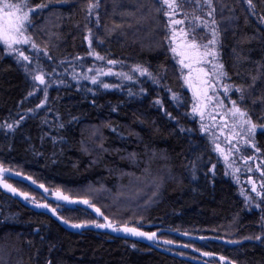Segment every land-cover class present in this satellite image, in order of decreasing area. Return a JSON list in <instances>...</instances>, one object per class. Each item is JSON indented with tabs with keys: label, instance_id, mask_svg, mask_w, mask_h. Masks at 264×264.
Segmentation results:
<instances>
[{
	"label": "trees",
	"instance_id": "trees-1",
	"mask_svg": "<svg viewBox=\"0 0 264 264\" xmlns=\"http://www.w3.org/2000/svg\"><path fill=\"white\" fill-rule=\"evenodd\" d=\"M157 1L100 0L97 28L96 16H88L89 0H28L33 8L37 4L48 5L37 10L33 17L35 31L30 30L35 42L41 48L47 47L53 57L51 61L43 60L47 71L53 66L57 71L73 66L77 71L88 66L89 60L84 58L87 25L103 39L99 48L105 49L107 56L147 67L154 75L159 74L160 86L147 77H138L103 91L87 83L66 84L62 79L64 84L48 90L46 106L36 109L41 97L27 98L28 102L25 99L31 88L29 78L12 59L0 53V124L24 117L15 132L6 134L5 129H0V165L31 177L47 193L59 191L70 200L87 199L103 213L98 216L84 204L58 207V215L70 223L104 221L107 216L115 225L127 223L154 232L158 241H176V247L170 243L173 248L192 257L206 258L208 263L264 264V242L245 239L264 232V213L247 208L236 187L219 170L214 177L209 175L208 169L215 160L207 143L199 136L195 122L165 95L167 89L180 92L181 83L162 43L159 6L154 5ZM148 2L151 5L144 9ZM221 3L225 7L221 12V4L217 3L216 19L225 30L222 61L233 82L249 83L248 74H255V62L264 60V26L257 23V18L264 15V0H253L255 15L248 11L245 0ZM227 17H232L231 22ZM109 29H114L110 35ZM251 36L257 38L244 43ZM233 47L249 61L237 66ZM76 56L82 60H75ZM61 61L66 63L61 65ZM237 71L240 76L235 75ZM88 88L96 95L87 92ZM141 88L145 89L143 94ZM130 90L135 95H129ZM262 92L264 81L257 83L253 95L241 105L259 124H264V119H260L264 105H253L252 99ZM157 98L177 117L180 126L192 131L181 133L176 121L169 120L154 104ZM72 116L79 120L69 124ZM59 123H64L65 128L57 129ZM52 137H57L55 144ZM256 140L264 160V133L258 131ZM81 141L87 152L82 151ZM101 143L106 151L98 147ZM131 153L136 154L135 160L130 158ZM192 161L196 162L195 168ZM11 182L22 192L40 193L25 184ZM180 234L217 241L194 242L179 237ZM52 245L55 247L50 253ZM204 252L213 255L202 257ZM47 259H52L53 264H201L105 233L67 232L50 217L0 192V264H45Z\"/></svg>",
	"mask_w": 264,
	"mask_h": 264
},
{
	"label": "snow or ice",
	"instance_id": "snow-or-ice-1",
	"mask_svg": "<svg viewBox=\"0 0 264 264\" xmlns=\"http://www.w3.org/2000/svg\"><path fill=\"white\" fill-rule=\"evenodd\" d=\"M161 4L166 8L163 14L167 17L166 28L168 30V35L164 37L165 42L168 44V50L172 53V58L176 61V64L179 65L178 71L180 73V78L183 80L184 85L192 92L193 98L196 101L192 106V113L200 117V132L208 135L210 143L214 145V151L218 152L225 162V166L228 169L232 170L233 179L239 183V178L236 175L240 171L239 167L236 165V157L247 166L249 161L254 159V156L244 155V151L247 148H251L254 153H261V148L259 147L256 137L258 131L264 133V124H259L252 119V115L248 108L241 107L245 102L247 97L253 95V90L256 89L257 83L264 81V60L255 62L256 71L255 74L249 73V83H240L236 84L232 81V77L229 75L226 66L221 58V48L223 47V31L220 28V22L216 19L217 14V3L221 4L220 11L223 12L225 7L221 3V0H160ZM245 3L248 5V11L255 15V4L253 0H245ZM185 5L192 6V11H185ZM48 7L46 4H37L34 8L29 6L28 0H20L19 3L8 2V0H3L0 2V45L3 46V50L9 54L14 55L16 63L20 66L25 75L33 81L32 90L28 92V97L33 96L37 91H43L44 98L40 100V103L36 105V109H43L46 106L48 99V88L55 81L51 80V77L55 75H61L57 73L56 66L51 68V71H47L43 60L48 61L53 60L50 52L47 47L41 48L33 39V36L30 34V30L35 31L36 25L33 17L36 15L37 10H42ZM100 0H89L87 4L88 16L91 17L95 10L99 9ZM161 11V9H157ZM203 11L204 15L198 14ZM181 17V18H177ZM221 19L225 17L221 16ZM231 22L232 17L226 18ZM258 25L264 26V15H260L257 18ZM248 20H245V26H247ZM96 26L99 25V14L96 13ZM87 34L84 36V39L88 42V52L87 55L93 57L98 61H107L109 66H114L119 61L114 59H107L105 56L100 55L95 48L93 47V41L96 40L100 44L103 43V39L95 36L92 28L85 25ZM43 31V28L40 29ZM114 29H109L108 34L110 35ZM203 31L204 35L197 37L196 33L198 31ZM264 32V28L261 29ZM235 34V33H234ZM256 36L246 37L244 43H250L252 40L256 39ZM23 45L30 46V51L35 53L34 56L25 54V50L20 47ZM233 58L234 63L237 66L248 62L249 57L242 56L235 47H233ZM41 53L43 54L41 56ZM75 60L80 61L82 57L76 56ZM66 61H61L60 64H65ZM83 67V64H81ZM186 70V71H185ZM67 71V69H65ZM95 72L94 75H89L88 73ZM133 73H138L140 77H147L154 84L160 86L159 74H153L147 67L140 64H136L132 67L131 70ZM115 75L121 77L124 80L133 81V75L124 72L114 73L111 67H108L107 70L103 68H88L87 72L76 73L75 67L71 73V79L76 81L79 85L81 80L90 81L92 85H99L103 89H110L117 87V85H112L109 83H104L100 77L102 76H111ZM236 76H240L241 72L237 71ZM60 84H64V80H59ZM42 86V87H41ZM83 90V89H78ZM171 93V100L176 104L177 107L183 105V98L180 94L173 92L171 89H167ZM87 92H91L93 96L96 95V92L92 88L86 89ZM141 94L145 92V89H140ZM238 94L237 99H232V93ZM222 93V95H221ZM129 95H135L129 91ZM28 97H25L27 99ZM227 100V104L225 103ZM95 103V101H93ZM261 104L264 105V92L252 99V104ZM155 105L160 106L161 110L164 111L165 116L169 120H175L179 131L191 132L192 129H186L179 125V120L177 117L173 116L171 112L167 111L164 108L162 101L157 98L154 101ZM231 106L228 107L227 105ZM212 108L211 112L207 110ZM28 112H33V109H28ZM112 111H116L115 108ZM215 113V114H213ZM206 114L210 120L213 121L212 125H206L203 123L205 120ZM187 115V113H185ZM217 115L219 116L220 121H223L222 125H217ZM59 119V117H57ZM260 119H264V116H261ZM24 120V117L21 116L19 120H14L13 122H4L0 124V129H5L7 132H15L17 128L20 127L21 121ZM78 116H72L68 121L71 124L74 121H78ZM57 129H64L65 124H57ZM220 127V134L224 135V129L229 130V134L226 136L228 141L227 151L221 147L219 142V137L215 136L209 129ZM116 131L115 128L112 129ZM93 136L95 133L93 132ZM43 139V137H41ZM62 140L63 137H60ZM52 141L55 144L57 142V137H52ZM235 141V142H233ZM82 151L87 152L88 149L84 147V142L81 141ZM99 148H103V143L98 145ZM132 160L136 159V154H129ZM199 158V157H198ZM95 163V161H93ZM211 162V161H209ZM193 168L196 167V162L192 161ZM216 164H212V167L208 169L212 173L213 177L215 176ZM260 173L262 178L259 186L257 182L253 180L252 176L248 177L247 183L251 185V192L255 193V199L245 193V190L241 189V195L244 197L246 206L255 207L264 213V160H260L257 164L256 169ZM7 170L0 165V187H3L8 192L13 195H19L25 200H31V202L37 208L48 209L52 214L56 215V209L50 208L47 203H37L34 198L29 196L27 192H21L15 188L12 184L7 183L3 173ZM248 172H252L253 169L249 166L247 167ZM229 173L226 171L225 175ZM17 176L20 173H16ZM195 178V175L193 176ZM31 179V177H27ZM32 183L35 184L36 181L32 180ZM43 188V185H40ZM158 187V185H157ZM47 191V189H45ZM58 200L68 201L69 197L62 195L59 191L54 193ZM156 195V192H153V196ZM80 203L92 207L96 214L103 215L100 208L95 207L89 202V200L84 199ZM61 219L64 224H69L67 219L62 217H57ZM261 220L264 221V215H262ZM104 223H98L96 221H88L82 223H72L70 227L80 229L88 227L89 224L96 228L101 229H110L113 232H123L130 234L135 237H144L148 240H153L156 237V233L152 232H143L140 231L137 227H130L127 223L116 226L107 216H104ZM261 227L264 228V223L261 224ZM38 231V230H37ZM43 240V237H41ZM245 239H255L257 241L264 242V232L260 235L254 237L249 236ZM30 243V242H29ZM165 243H172L171 241H165ZM233 243H238L233 241ZM55 245H52L49 248L51 253ZM135 247V245H133ZM187 247V245H185ZM204 256L213 255L210 252L202 253ZM223 261L225 257H220ZM45 264H53L52 259H47Z\"/></svg>",
	"mask_w": 264,
	"mask_h": 264
},
{
	"label": "rangeland",
	"instance_id": "rangeland-1",
	"mask_svg": "<svg viewBox=\"0 0 264 264\" xmlns=\"http://www.w3.org/2000/svg\"><path fill=\"white\" fill-rule=\"evenodd\" d=\"M0 2H3V0H0ZM13 3H15V2H13ZM150 5L151 4L148 2L147 6H144V9L146 7H148V6H150ZM154 5L159 6V9H161L160 14L158 16H159V19H160V25L163 28V34H162V40H163V42L162 43H164V45L166 46L167 51L169 53V56L171 57V61L173 62V64L175 65V67H176V69L178 71L179 65L176 64V61L172 58V53L168 50V44L165 42V39H164V37L169 34L168 33V30L166 28V25H167V17H165L164 14H163V12H164V10H166V8L161 4L160 0H158ZM185 8H187L186 5H185ZM152 10H154V8H152ZM192 10H193L192 9V6H189L187 10L185 9V11H187V12H191ZM97 11H98V9L94 11V13H93L94 17L96 16ZM198 14H200V15L203 16L204 15V12L201 11ZM143 16H145V17L147 16L146 10H144ZM177 18H181V17H177ZM196 35L199 38L200 36L204 35V33L201 30V31H198L196 33ZM94 41H93V47L95 48V50L100 55L105 56L107 59H112L111 57H109V56L106 55L105 49L102 50L101 48H99V44L100 43L98 41H96V40H94ZM20 47H22L25 50V54L30 55V56H34L35 55V53H33V52L30 51V46L23 45V46H20ZM84 48L86 50V54L84 55V58H86V59L89 60L88 63H87L88 66L85 67V68H82V69L80 68L79 70L76 71V73H81L82 74L84 72H87L88 68H90V67L91 68H94V69L95 68H103L105 70H107L108 67H111L112 68V71L114 73H117V72L129 73V74L133 75L134 79L140 77L138 73H133L131 71L132 70V67L134 66L132 64H126L124 62H121V61L117 60V61H119V63H117L114 66H109L107 64V61L106 60L105 61H98V60H95L93 57L88 56L87 55V52H88L89 46H88V42L85 39H84ZM0 53L4 57L10 58V59H12L16 63L15 56L14 55L7 54L3 50V46L2 45H0ZM72 70L73 69L70 68V69H67V71H65V70L57 71V73H59L61 75H55L54 74L51 77V80L52 81H55V82L52 83L50 87H59V86H61L62 84L59 83V80H61V79H64L66 81V84H75V86H78L77 82L71 79ZM88 74L89 75H94L95 72L93 71V72L88 73ZM178 74H179V78H180L179 71H178ZM100 79L104 83H109V84H112V85H117V87H113V88H110V89H103L102 87H99V85H92L90 83V81H87V80H81L80 83H79V85H82L84 83H87L91 87H97V88H100L103 91H105V90L108 91V90H111V89H114V88H118L119 86L123 85L124 83L129 82L128 80H124L121 77H117L115 75L102 76V77H100ZM29 82L31 84V88H30V91H31L32 90V87H33V81L29 78ZM180 83H181V85H180V89L181 90H180V92H176V93H178V94H180L182 96V98H183V105L180 106V107H177L176 104L173 103V101L171 100V93L168 90H165L166 93L164 92L165 95H166V97L172 102V105L175 108L182 110L183 113H184V115H185V113H187V115H185V116L188 119H190V120H192V121L195 122L199 136L207 143V145L209 147V150L211 151V153H212V155L214 157V160H215V163L214 164H216L215 171L216 170H219L221 172V174L223 175V177H225L226 179H228L229 182L232 183L236 187L237 192H238V195L243 200L244 204H245L244 197L240 194L242 188L245 190V193L246 194L251 195L255 199V193H252L251 192V185L248 184L247 181H248V177L249 176H252L253 180H255L257 182V186H259V183H260V181H261L262 178L260 177V173L257 172L255 169H256L257 164H259L260 160H262V157H261L260 153H254V151L251 148H247L244 151V155H246V156H254V159L251 160V161H249V163H248L247 166L239 159L238 156L236 157V165H235V167H239L240 168V171L238 173H236V175L239 178V183H237L236 180L233 179L232 170L226 168L225 162H224L223 158L220 156V154L218 152L214 151V145L210 143V139L211 138L208 135L200 132V124H201L200 117L198 115L192 113V106H193V104L196 101L193 98L192 92L187 88L186 85H184V82H183V80L181 78H180ZM50 87L48 88V90L50 89ZM221 95H222V93H221ZM28 98L29 99H33V98H40V99H42V98H44V93H43V91H37L33 96L28 97ZM231 98L232 99H237L238 98V94H236V93L233 92L231 94ZM29 99H26V102H28ZM38 102L40 103V100ZM225 103L227 104V100H225ZM227 106L230 107L231 105L228 104ZM207 111L208 112H211L212 111V108L210 107ZM213 114H215V113H213ZM203 123H205L206 125H212L213 121L210 120L208 118L207 114H206V117H205V120L203 121ZM216 124L217 125H222L223 124V121H220L218 115H217ZM209 130L215 136L219 137V142L221 144V147L224 148L227 151L229 145H228V141L226 140V136L229 134V130L228 129H224V135H221L220 134V127H215V128H211L210 127ZM233 142H235V141H233ZM249 166L253 169V171L251 173L247 171V167H249ZM226 171L229 173L228 175H225V172ZM208 173H209V175L211 177L213 176L211 172L208 171ZM10 183L12 184L11 181H10ZM54 193H56V192H51V193H47L46 192L45 193L47 195L46 196V195H43L42 193H38L39 195H36L34 192H31V193H29V196L32 197V198H34L37 203H41V202L42 203H47L51 208H55L56 210H59L58 207H60L62 205H66V206H70V205L74 206L75 205V204H67V203H64L63 200H58L56 198V196L54 195ZM51 198L53 199L52 202H48L46 200V199H51ZM56 201H58V202H56ZM75 206H77V205H75ZM83 206H85V204ZM245 206H246V204H245ZM246 207L249 208V209H257L255 207H249V206H246ZM92 213L95 214L94 212H92ZM57 215H58V213H57ZM94 221H96L98 223H104L105 222V221H101V220H94ZM116 226H121V225H116ZM131 227H133V226H131ZM138 229H140V228H138ZM159 241H161V242L171 241L174 244L175 247L178 244L176 241L165 240L163 238H159ZM167 249H169L170 251L179 253L181 255H184L186 257H189V258L191 257V259H195V260H197L199 262L203 261L205 263H208L206 261V259H203V258H200V257H192L193 256L192 254L190 256L189 254H187L185 252H179L176 248H167ZM208 264H212V263L209 262ZM213 264H221V263L218 262V263H213Z\"/></svg>",
	"mask_w": 264,
	"mask_h": 264
},
{
	"label": "water",
	"instance_id": "water-1",
	"mask_svg": "<svg viewBox=\"0 0 264 264\" xmlns=\"http://www.w3.org/2000/svg\"><path fill=\"white\" fill-rule=\"evenodd\" d=\"M16 173H18V172L9 171V170H7L6 172H4L3 173V176H4L5 180H6V182L7 183H10V181L19 182V183H22V184L27 185L29 188H31L34 191H38V192L42 193L43 195H46L45 193L47 191H45V188L44 187L41 188L40 185L37 184V183L33 184L32 183V179H27L28 176L22 175V174H20L19 176H17ZM0 192H2L3 194L9 196L10 198H12V199H14V200H16L18 202H20L22 205H24L27 208L32 209V210H35V211H38V212H40V213H42V214L50 217L62 229H64L67 232H70V233H80L82 231L91 230V231L98 232V233H105V234H107V235H109L111 237H114V238L130 239V240H132V241H134L136 243H139V244L148 246V247H150V248H152V249H154V250H156V251H158V252H160L162 254H165L167 256H170V257H173V258H176V259H179V260L190 261V262H196L197 261L195 259H191L189 257H186L184 255H181L179 253L170 251L167 248H171L172 245L171 244H168V243H162V242L158 241L157 237H155L153 240H148V239H146L144 237H135V236H132L130 234L123 233V232H113L110 229H106V228H104V229L96 228V227L92 226L91 224H89L88 227H85V228H80V229L72 228V227H70V224H72V223L69 222V224H64L61 219H58L57 218V217H59L57 215V213L54 216L52 214V212H50L48 209H45V208H37L30 200H25L23 197H21L19 195H13L12 193H10L7 190H5L3 187H0ZM63 202L64 203H67V204L82 205V203H80V200H70L69 199L68 201L63 200ZM139 230L140 231H143L141 229H139ZM143 232H146V231H143ZM149 233H152V232H149ZM174 235L176 236L177 234H174ZM178 236L181 237V238H183V239L190 240V241H194V242H201V241H204V240H207V241H217V240L212 239V238L210 239V238H205V237H195V236H189V235H186V234H180ZM219 242L220 243H224L222 241H219ZM201 256L204 257V255H202V254H201ZM199 263H201V264H208V263H205L203 261H201Z\"/></svg>",
	"mask_w": 264,
	"mask_h": 264
},
{
	"label": "flooded vegetation",
	"instance_id": "flooded-vegetation-1",
	"mask_svg": "<svg viewBox=\"0 0 264 264\" xmlns=\"http://www.w3.org/2000/svg\"><path fill=\"white\" fill-rule=\"evenodd\" d=\"M48 202H52L53 201V199L51 198V199H46ZM56 202H58V201H56ZM173 248V247H172ZM208 258V257H207ZM206 259V258H205Z\"/></svg>",
	"mask_w": 264,
	"mask_h": 264
},
{
	"label": "bare ground",
	"instance_id": "bare-ground-1",
	"mask_svg": "<svg viewBox=\"0 0 264 264\" xmlns=\"http://www.w3.org/2000/svg\"><path fill=\"white\" fill-rule=\"evenodd\" d=\"M207 241V240H206Z\"/></svg>",
	"mask_w": 264,
	"mask_h": 264
}]
</instances>
